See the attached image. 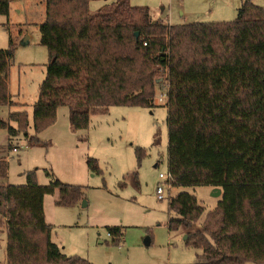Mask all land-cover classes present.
I'll return each instance as SVG.
<instances>
[{"label": "trees", "instance_id": "16d2710c", "mask_svg": "<svg viewBox=\"0 0 264 264\" xmlns=\"http://www.w3.org/2000/svg\"><path fill=\"white\" fill-rule=\"evenodd\" d=\"M90 1L45 2L39 34L48 62L33 130L52 124L59 107L67 108L75 131L86 130L90 116L109 107L152 108L163 79L171 187L210 186L221 193L193 232L204 209L188 193L171 198L167 230L187 231L186 246L198 251L193 264H264V9L245 1L231 22L169 25L151 23L147 8L127 0L90 15ZM8 10L9 0H0V16ZM11 62V46L0 49V107L14 105L7 84ZM9 121L16 127L0 120L9 137L27 138L25 112L11 113ZM87 166L97 170L93 159ZM54 194L58 207L83 199L81 187L58 180L41 186L34 173L22 186L0 185L5 264H92L52 242L43 200ZM106 231L111 245L121 242V228Z\"/></svg>", "mask_w": 264, "mask_h": 264}, {"label": "rangeland", "instance_id": "374dc122", "mask_svg": "<svg viewBox=\"0 0 264 264\" xmlns=\"http://www.w3.org/2000/svg\"><path fill=\"white\" fill-rule=\"evenodd\" d=\"M118 0H93L90 15L108 13ZM147 8L152 23L212 24L236 19L245 1L264 9V0H127ZM46 0H9L7 17L0 16V49L11 46L8 93L14 105L0 107V120L16 127L9 115L25 112L27 138L9 137L0 128V160L5 177L0 185L22 186L34 173L38 185L52 180L81 187L83 199L73 207L55 205L57 195L43 200L45 222L53 225L52 237L67 256L92 264H193L198 251L187 247V231L169 232L168 201L179 193L193 195L204 209L190 232L199 230L207 211L221 200L210 186L166 187L167 110L164 80L157 88L152 108L113 106L90 116L86 130L71 128L66 107L56 110L52 124L36 133L33 106L45 78L47 50L40 44L39 26L45 19ZM41 144L30 146L29 138ZM17 151L13 152L12 149ZM139 157V158H138ZM96 161L97 170L87 166ZM1 162V161H0ZM164 186L162 200L156 187ZM138 200V201H137ZM83 202L85 206H83ZM120 226L121 243L111 245L107 226ZM6 263V230L0 228V264ZM252 264V263H246Z\"/></svg>", "mask_w": 264, "mask_h": 264}, {"label": "built area", "instance_id": "2783aa9c", "mask_svg": "<svg viewBox=\"0 0 264 264\" xmlns=\"http://www.w3.org/2000/svg\"><path fill=\"white\" fill-rule=\"evenodd\" d=\"M12 151H13V152H16L17 149H16V148H13ZM165 183H166V187H167V185H168L169 187L171 186L170 183H169V176H168V175H167V177H166V181H165ZM167 190H168V187H167ZM164 192H165V191H164V186H162L161 184H159V185L156 187V197H157L158 200H162V199H163ZM108 237L111 238L110 234H108Z\"/></svg>", "mask_w": 264, "mask_h": 264}, {"label": "crops", "instance_id": "0c3cea01", "mask_svg": "<svg viewBox=\"0 0 264 264\" xmlns=\"http://www.w3.org/2000/svg\"><path fill=\"white\" fill-rule=\"evenodd\" d=\"M119 1V0H118ZM148 19H149V13H148ZM138 201V200H137ZM44 215H45V213H44ZM44 219H45V217H44ZM47 223V222H46ZM48 225H51L52 226V228H53V225L52 224H50V223H47ZM108 227H119V228H121L120 226H116V225H113V226H107L106 228H108ZM52 238V242L53 243H55L61 250H62V252H63V248L61 247V243L59 244L57 241H55L54 239H53V237H51ZM110 240H109V242L111 241V238H109ZM121 243V242H120ZM91 263V262H90Z\"/></svg>", "mask_w": 264, "mask_h": 264}, {"label": "water", "instance_id": "95a60500", "mask_svg": "<svg viewBox=\"0 0 264 264\" xmlns=\"http://www.w3.org/2000/svg\"><path fill=\"white\" fill-rule=\"evenodd\" d=\"M135 36H137V35H135ZM216 190H218V189H216ZM219 193H220V191H217L216 195L218 196ZM83 206H85V203H84V202H83ZM185 239H186V236L184 237V240H185Z\"/></svg>", "mask_w": 264, "mask_h": 264}]
</instances>
